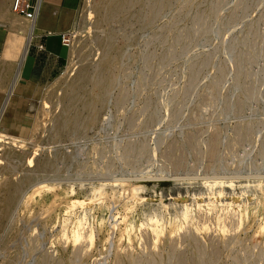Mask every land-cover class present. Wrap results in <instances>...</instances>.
Here are the masks:
<instances>
[{"label": "rangeland", "instance_id": "374dc122", "mask_svg": "<svg viewBox=\"0 0 264 264\" xmlns=\"http://www.w3.org/2000/svg\"><path fill=\"white\" fill-rule=\"evenodd\" d=\"M122 3L82 0L64 67L0 117V264H264V0ZM64 178L94 180L44 187Z\"/></svg>", "mask_w": 264, "mask_h": 264}, {"label": "bare ground", "instance_id": "6f19581e", "mask_svg": "<svg viewBox=\"0 0 264 264\" xmlns=\"http://www.w3.org/2000/svg\"><path fill=\"white\" fill-rule=\"evenodd\" d=\"M13 1V0H12ZM12 1L10 4V7L13 13H15L13 11L12 8ZM124 2V1H123ZM109 4H110V14L114 13L116 14V12H118L119 9H121V7H125L122 3V0H109ZM130 4V3H129ZM16 15V14H15ZM1 16V15H0ZM35 26H36V22L35 21H28L24 18H16L13 19L9 22L7 21H0V28H7L8 30V35L7 38L5 40V44H4V49H3V54L1 57V68H0V91H2V93H4L3 95L5 96L3 98L1 107H0V117L2 115H4L9 107L12 105L11 104V99L12 97L15 95L16 91H17V86L19 83V80L21 78V71H22V66L24 63V60L26 58V55L28 53V50L30 48V44L33 40V36H34V31H35ZM75 50V49H73ZM73 56V55H72ZM70 63H72L70 61ZM69 68V67H68ZM66 72V71H65ZM83 73V72H82ZM86 74V73H85ZM92 75V74H91ZM81 78V77H78ZM110 78V77H109ZM5 79L7 80L6 84H5ZM96 79V78H95ZM94 79V80H95ZM100 79V78H99ZM102 79V78H101ZM98 80V79H97ZM110 80V79H109ZM78 81V80H75ZM102 81V80H101ZM99 81V82H101ZM74 83V82H73ZM98 83V82H97ZM75 84V83H74ZM87 84V83H86ZM85 84V85H86ZM100 84V83H99ZM76 85V84H75ZM70 86V85H69ZM77 89V88H76ZM77 91V90H76ZM71 96V95H70ZM81 96V95H80ZM83 96V95H82ZM97 98V97H96ZM69 100H73V99H69ZM92 102V101H91ZM70 103V101L68 102V104ZM74 103V102H73ZM83 103V102H82ZM90 104V102L88 103ZM71 105V104H70ZM93 105V104H92ZM68 106V105H67ZM75 106V104H74ZM91 106V105H90ZM12 107V106H11ZM94 109V107L92 108V110ZM70 110V109H69ZM91 110V111H92ZM94 111V110H93ZM92 111V112H93ZM69 112V111H68ZM71 112V111H70ZM72 117V116H71ZM94 118V117H93ZM92 118V119H93ZM58 119V118H57ZM64 119V118H62ZM69 119V117H68ZM62 122V121H61ZM1 118H0V126H1ZM212 132V131H211ZM14 139V138H13ZM211 150V149H210ZM3 167V166H2ZM10 172V171H9ZM187 176V175H186ZM252 176V175H251ZM161 177V176H160ZM178 177V176H177ZM183 177V176H182ZM192 177V176H191ZM189 177V178H191ZM197 177V176H196ZM221 177V176H220ZM224 177V176H223ZM227 177V176H225ZM230 177V176H228ZM227 177V178H228ZM234 177V176H233ZM240 177V176H237ZM242 177V176H241ZM249 177V175H248ZM147 178V177H146ZM156 178V177H154ZM176 178V176L174 177ZM179 178V177H178ZM193 178H195L193 176ZM199 178V177H198ZM204 178V177H203ZM216 178V177H215ZM222 178V177H221ZM236 178V177H235ZM247 178V177H246ZM123 179V178H122ZM125 179V178H124ZM17 180V179H16ZM50 180V179H49ZM92 181L94 180L89 179V178H77V179H71V178H64V179H57L55 180V182H50L47 183L44 187L45 188H52V187H56L61 185L62 183H70V185H73V182L75 181H81L82 185L84 182L86 181ZM97 180V179H95ZM98 180L100 181V183H97L95 185H115L117 184V182L121 179L113 177V178H98ZM205 180V179H204ZM185 181V180H184ZM202 181V180H201ZM221 181V180H220ZM5 182V181H4ZM206 182V181H205ZM229 182V181H228ZM255 182V181H254ZM223 184V183H222ZM225 184V183H224ZM228 184V183H226ZM234 184V183H233ZM241 184V183H240ZM251 184V183H250ZM3 185V184H2ZM94 185V184H93ZM215 185V184H214ZM249 185V184H248ZM229 186V185H228ZM60 187V186H59ZM80 188V187H79ZM210 188V187H209ZM208 188V189H209ZM253 188V187H252ZM122 189V188H121ZM19 190V182L17 183H9L7 185V206L8 208H10V206L12 205L15 195L17 194V191ZM76 190V189H75ZM66 191V190H65ZM213 191V190H212ZM24 193V192H23ZM67 193V192H66ZM212 193V192H211ZM246 193V192H245ZM244 193V194H245ZM24 195V194H23ZM170 196V195H169ZM23 197V196H22ZM236 197V196H235ZM90 198V197H89ZM178 199V197L176 198V200ZM187 199V198H186ZM195 199V198H194ZM23 200V198H22ZM74 200V199H73ZM238 201V200H236ZM18 202V200H17ZM20 202V201H19ZM76 202V200L74 201ZM86 202V200H85ZM85 202H82L85 203ZM90 202V201H89ZM91 203V202H90ZM183 203V202H182ZM191 203V202H190ZM195 203V202H194ZM19 204V203H18ZM156 205V204H155ZM164 205V204H163ZM173 205V204H172ZM17 207V206H16ZM173 207V206H172ZM162 208V205H161ZM176 212L179 213V216L182 218L183 221H188L191 218V214H190V210L187 207V204L184 202V204L179 205L177 204L176 206ZM72 211V210H71ZM175 211V210H174ZM147 212V211H145ZM71 216V215H70ZM82 216V215H81ZM66 219V218H65ZM86 219V216L81 217L77 223L73 226V228H71V233H70V237H72V239L74 240L75 244L82 239V238H86L90 240L91 243L94 242V235L95 232L93 230V228H91L88 232L85 233V231L83 232V228H84V220ZM104 217L100 218L99 224L100 226L104 224ZM143 223L142 225H148V227L151 229V231L156 234V236L158 237L167 227V224H165V222H163L162 220V216L161 214H159L156 210H152V212H148L147 214H145V219H143ZM68 221V220H67ZM86 223V222H85ZM262 224V223H261ZM169 227H171L172 231H174L175 229H179V225L176 223V221H170L168 223ZM124 225H122L123 227ZM205 226V225H204ZM221 226V225H220ZM145 227V226H144ZM194 227V226H193ZM203 227V226H202ZM201 227V228H202ZM86 228V227H85ZM146 228V227H145ZM205 228V227H204ZM123 229V228H122ZM141 229V228H140ZM124 233L127 235V237L129 239H131L134 235V223L133 221H128L125 220V227H124ZM145 230V229H144ZM180 230V229H179ZM171 231V232H172ZM123 233V234H124ZM164 233V232H163ZM174 233V232H173ZM122 234V235H123ZM153 234V235H154ZM65 235V234H64ZM154 237V236H153ZM84 240V239H83ZM82 241V240H81ZM138 243V242H137ZM133 244V243H132ZM117 263V262H116Z\"/></svg>", "mask_w": 264, "mask_h": 264}, {"label": "crops", "instance_id": "0c3cea01", "mask_svg": "<svg viewBox=\"0 0 264 264\" xmlns=\"http://www.w3.org/2000/svg\"><path fill=\"white\" fill-rule=\"evenodd\" d=\"M82 0H43L33 40L24 60L19 83L47 85L64 67L68 58L65 41L74 13ZM7 30L0 28V49L4 48ZM43 45L44 49L40 48ZM18 83V84H19Z\"/></svg>", "mask_w": 264, "mask_h": 264}, {"label": "built area", "instance_id": "2783aa9c", "mask_svg": "<svg viewBox=\"0 0 264 264\" xmlns=\"http://www.w3.org/2000/svg\"><path fill=\"white\" fill-rule=\"evenodd\" d=\"M42 1L43 0H13L12 8L20 17L28 21H35L41 9ZM40 48L44 49L43 45H40Z\"/></svg>", "mask_w": 264, "mask_h": 264}]
</instances>
